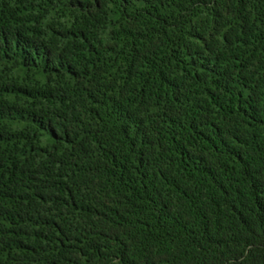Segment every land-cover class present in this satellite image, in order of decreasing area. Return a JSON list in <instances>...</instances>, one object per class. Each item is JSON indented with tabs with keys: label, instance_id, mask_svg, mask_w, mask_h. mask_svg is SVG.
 Returning a JSON list of instances; mask_svg holds the SVG:
<instances>
[{
	"label": "trees",
	"instance_id": "16d2710c",
	"mask_svg": "<svg viewBox=\"0 0 264 264\" xmlns=\"http://www.w3.org/2000/svg\"><path fill=\"white\" fill-rule=\"evenodd\" d=\"M0 264H264V0H0Z\"/></svg>",
	"mask_w": 264,
	"mask_h": 264
}]
</instances>
